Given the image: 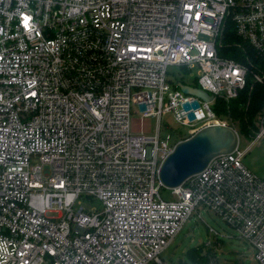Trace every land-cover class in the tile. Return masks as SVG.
Returning a JSON list of instances; mask_svg holds the SVG:
<instances>
[{
    "label": "built area",
    "instance_id": "obj_1",
    "mask_svg": "<svg viewBox=\"0 0 264 264\" xmlns=\"http://www.w3.org/2000/svg\"><path fill=\"white\" fill-rule=\"evenodd\" d=\"M172 66L197 67L198 87L169 79ZM257 93L241 150L230 104L244 98L248 123ZM133 105L155 135L132 133ZM167 114L190 134L163 138ZM215 126L236 133L234 151L164 200L167 159ZM262 139L264 0H0V264H168L161 254L203 207L264 264V181L243 164ZM94 200L100 210L84 207Z\"/></svg>",
    "mask_w": 264,
    "mask_h": 264
},
{
    "label": "rangeland",
    "instance_id": "obj_2",
    "mask_svg": "<svg viewBox=\"0 0 264 264\" xmlns=\"http://www.w3.org/2000/svg\"><path fill=\"white\" fill-rule=\"evenodd\" d=\"M198 76V68L188 71L179 66H172L169 68V79L176 82V80L184 79L186 84L194 85ZM131 116V130L133 134L144 133L146 135H155L157 131L158 121L155 118L143 117L138 108L133 105ZM240 144L241 150H245L252 139L241 129ZM182 132V134H190L188 127H183L176 123L173 114L163 116L161 120V135L163 138L169 134ZM32 165H36L38 160L36 157L32 158ZM243 164L252 171L257 177L264 181V139L255 143L250 152L245 156ZM161 196L166 201L174 200L175 197L171 195V190L163 188ZM86 209H101V203L94 200L92 202H84ZM201 218L194 214L187 223L183 226L180 233L176 236L172 244L161 254L160 258L168 264H209L208 262L196 263L190 257V253L198 251L200 256H206L208 259L213 257L216 253L214 264H259L254 258V251L248 246L246 242L235 238L229 239L228 234H235V232L225 224L215 213L203 207L200 211ZM212 227L219 232V241H213L208 246L210 239L209 228ZM153 264V263H150Z\"/></svg>",
    "mask_w": 264,
    "mask_h": 264
},
{
    "label": "water",
    "instance_id": "obj_3",
    "mask_svg": "<svg viewBox=\"0 0 264 264\" xmlns=\"http://www.w3.org/2000/svg\"><path fill=\"white\" fill-rule=\"evenodd\" d=\"M179 87L185 94L205 102L213 100L212 96L199 88L183 84H179ZM135 101L138 102L139 97H136ZM199 107V102L195 101L192 105H186L185 109ZM145 109V106H142V110ZM202 117L201 111L189 115L190 120ZM237 141L236 133L230 128L215 126L200 131L190 140L179 144L167 159L161 171L163 185L168 189L181 186L188 178L203 171L213 158L233 152Z\"/></svg>",
    "mask_w": 264,
    "mask_h": 264
},
{
    "label": "trees",
    "instance_id": "obj_4",
    "mask_svg": "<svg viewBox=\"0 0 264 264\" xmlns=\"http://www.w3.org/2000/svg\"><path fill=\"white\" fill-rule=\"evenodd\" d=\"M194 87H198L197 83H195L193 85ZM258 93L253 96L252 98V101H251V104L250 106L248 107V110H247V115H249L250 117V121L248 123H246L244 120H243V117L246 113V106L245 104L242 105V103L245 102L244 98H242L241 100H237V101H234L233 103L230 104V114L237 118L238 120H240V126H241V130L243 132H247V126L248 125H252V120L257 112V110H259L261 108V103L260 101L258 100V97H257ZM216 107H215V110L217 111H227L226 110V106L225 104L221 103V102H216ZM243 121V122H242ZM190 257L193 259L194 262L196 263H203V262H208L209 263V259L206 257V256H200L199 252L198 251H194L192 253H190Z\"/></svg>",
    "mask_w": 264,
    "mask_h": 264
}]
</instances>
